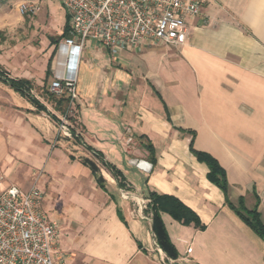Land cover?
<instances>
[{
    "label": "crops",
    "instance_id": "1",
    "mask_svg": "<svg viewBox=\"0 0 264 264\" xmlns=\"http://www.w3.org/2000/svg\"><path fill=\"white\" fill-rule=\"evenodd\" d=\"M23 1L0 0V52L12 51L14 36L32 28L30 16L18 12ZM186 27L180 47L113 58L97 43L85 44L76 68L81 143L56 136L47 114L0 83V194L11 186L27 190L44 170L42 208L59 226L66 264H264V241L231 208H256L264 224V0H203L201 15ZM49 38L42 77L34 80L44 86L69 57L60 36ZM15 62L0 53L8 77L33 86L32 78L8 74ZM85 146L118 169L130 190L119 189ZM195 152L224 171L226 194ZM133 159L151 164L150 172L131 167ZM150 191L177 198L204 225L161 215L175 260L158 248L138 205Z\"/></svg>",
    "mask_w": 264,
    "mask_h": 264
},
{
    "label": "built area",
    "instance_id": "2",
    "mask_svg": "<svg viewBox=\"0 0 264 264\" xmlns=\"http://www.w3.org/2000/svg\"><path fill=\"white\" fill-rule=\"evenodd\" d=\"M44 1H58L69 19L67 36L61 39L69 57L49 91L65 94L70 107L77 101L76 68L88 41L113 58L125 50L180 47L188 36L186 21L200 16L203 4V0H24L18 12L34 16ZM67 121L61 117L58 126L71 137ZM43 199L37 186L25 191L11 186L0 194V264H66L59 250V226L43 211ZM138 205L145 210L147 202Z\"/></svg>",
    "mask_w": 264,
    "mask_h": 264
},
{
    "label": "trees",
    "instance_id": "3",
    "mask_svg": "<svg viewBox=\"0 0 264 264\" xmlns=\"http://www.w3.org/2000/svg\"><path fill=\"white\" fill-rule=\"evenodd\" d=\"M68 24L66 23L65 27L61 33V39L67 36ZM49 74L47 73L46 78H48ZM0 83H3L9 86L14 91L18 92L20 95L25 97L38 112H43L49 116V118L56 124H60V119L51 114L46 107L38 102L31 94L32 84L29 81L22 79H11L8 77L7 73L0 67ZM46 83V79H45ZM45 97L53 107V110L58 112L61 117H65L67 120L72 121L69 117L68 113L72 110L69 106V99L65 96V94H61L60 96H56L48 91L45 92ZM76 113L78 111V106L75 104L73 108ZM73 120V123H76ZM71 137L77 142L81 143L79 136L75 133L74 127H68ZM85 148L92 152V154L101 162V164L109 171L111 176L117 182V186L121 190H130V187L126 185V181L122 175V173L116 169L113 165L104 161L103 156L96 151H92L89 147L85 146ZM197 158L204 162L208 169V179L211 183L217 186L224 194H226L227 190V182L225 178L224 171L218 166V164L211 157L204 153L195 152ZM147 205L144 210L145 214H148L151 219V230L153 235L155 236V242L158 248L165 254V256L169 259L175 260L177 258V252L172 245L168 234L165 230V226L162 222L161 215L166 214L174 221L184 225L190 226L192 225L195 229L203 230L204 225L201 224L197 215L183 205L177 198L173 196L158 194L156 192H148L146 198ZM237 216L241 219V221L247 225L258 237H260L264 241V224L260 221L259 214L255 209L247 211L242 207L240 202L239 207L236 209L231 207Z\"/></svg>",
    "mask_w": 264,
    "mask_h": 264
},
{
    "label": "rangeland",
    "instance_id": "4",
    "mask_svg": "<svg viewBox=\"0 0 264 264\" xmlns=\"http://www.w3.org/2000/svg\"><path fill=\"white\" fill-rule=\"evenodd\" d=\"M65 15V11L58 1H44L36 17L30 16L32 28L28 32H25L21 29V31H19V33L14 36L13 40L10 41L11 46L13 47L12 51L8 50L7 52H0L5 56V58L9 56V54L16 57V62L13 63L12 69L10 68L11 74H8L32 78L33 96L52 113L53 107L50 103H48L45 97V92H50L49 88L53 81L52 78H49L46 81V86L41 83L42 81L40 83H36L34 80H40V77H42L41 66L44 65L46 61L45 54H47L45 40L50 39L49 37L57 38L58 36H61L62 28L65 23ZM23 18L26 19V23L29 21L26 17ZM9 44L10 43L8 42L7 45L11 47ZM110 58L112 60V57ZM73 108L74 106H71L72 110L68 113L72 121L68 120L66 123L68 126H72L76 130H79L78 126L73 123V120H75L76 116V111ZM59 119H61V116H59ZM56 136L60 138L65 136L62 131H60L58 125L56 126ZM65 137L70 138L67 136ZM51 153L52 148L48 152V157L51 155ZM45 176L46 173H44L43 169L38 170L32 176L28 188L30 186H37L43 190L42 187L45 181Z\"/></svg>",
    "mask_w": 264,
    "mask_h": 264
},
{
    "label": "water",
    "instance_id": "5",
    "mask_svg": "<svg viewBox=\"0 0 264 264\" xmlns=\"http://www.w3.org/2000/svg\"><path fill=\"white\" fill-rule=\"evenodd\" d=\"M128 164L131 167H134L144 173H149L151 170V164L145 162V161H138V160H130Z\"/></svg>",
    "mask_w": 264,
    "mask_h": 264
}]
</instances>
